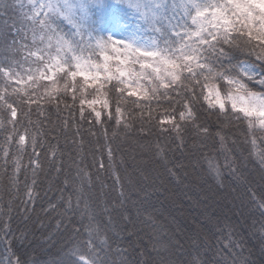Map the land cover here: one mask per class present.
Listing matches in <instances>:
<instances>
[{"label":"snow or ice","instance_id":"1","mask_svg":"<svg viewBox=\"0 0 264 264\" xmlns=\"http://www.w3.org/2000/svg\"><path fill=\"white\" fill-rule=\"evenodd\" d=\"M91 6L92 0H14L0 11V191L18 199L22 188L26 199L20 203L27 211L34 203L37 175L46 164L62 178L60 203L73 213L72 235L52 264H234L232 249L243 248L242 241L233 238L238 233L230 216L219 213L208 218L211 242L204 238V228L176 231V236L183 232L184 239H173L174 229L169 230L148 210L147 195L142 201L131 200L132 182L126 169L119 170L124 160L114 157L118 149L108 142L107 131L103 133L106 142L93 149L92 162L85 165L82 128L74 125L95 122L103 128L111 121L127 132L133 114L126 119L121 102L125 93L136 96L139 89L144 103L133 99L130 105L139 110L136 118L151 121V105L162 107L164 120L155 126L160 133L172 135L179 148L184 146L185 133L194 132L202 140L218 138L227 153L223 166L227 177L255 202L260 219L252 227L264 243V200L252 191L253 187L264 189V148L257 145V140L264 145V135L257 134H264V0H186L183 5L159 0L155 6L147 5L152 8L149 17L156 37L150 47L101 34L90 19ZM178 8H183L182 14ZM78 78L83 82L78 83ZM44 80L49 84H41ZM89 81L95 82L91 91ZM27 82H31L30 90L20 86ZM69 98L70 104L64 102ZM46 109L58 117L63 144L53 143L49 136L56 129L49 127L52 122ZM65 109L67 118L60 117ZM213 109L218 118L226 115L245 125L243 144L249 158L255 157L254 168L244 163L243 153L239 163L231 156L236 141H231L233 149L224 148L225 137L210 130ZM33 112L38 120L30 119ZM139 131L144 132L143 123ZM151 135V131L145 134L146 138ZM145 147L162 161L169 151L158 141ZM65 149L71 167L65 164ZM166 171L181 182L172 168ZM209 172L219 187H225V173L214 158L209 160ZM105 173L107 184L101 180ZM0 231L21 243L26 239L24 233L15 237L7 222ZM133 235L146 236L149 246L126 243L125 237ZM220 237L229 243L223 244ZM20 260L17 257L14 264ZM7 264H13L11 257ZM33 264L39 260L33 259Z\"/></svg>","mask_w":264,"mask_h":264},{"label":"trees","instance_id":"2","mask_svg":"<svg viewBox=\"0 0 264 264\" xmlns=\"http://www.w3.org/2000/svg\"><path fill=\"white\" fill-rule=\"evenodd\" d=\"M26 2V0H25ZM177 4L179 3L176 0ZM14 0H0V11L4 10L6 5H11ZM182 5V4H181ZM119 16L124 18V7L119 5L115 10ZM178 14L183 13V8L177 9ZM11 14V13H10ZM118 16V17H119ZM120 18V17H119ZM145 27V26H144ZM96 28V27H95ZM143 28V26H142ZM103 35H112V27L96 28ZM154 28L144 36L148 37L153 43L156 42V37L153 35ZM255 35V33H254ZM27 67V65H25ZM103 79V76L101 77ZM63 85V81H58ZM82 78H78V83H82ZM95 82L89 81V90ZM144 83V82H142ZM41 84L47 85L48 81H41ZM26 86L30 90L31 82H27ZM149 85L144 83V87ZM43 92V88L40 89ZM132 91V90H130ZM136 96H128L125 93L122 99V107L125 109V118L132 113L133 117L130 120L131 127L126 132L122 127H117L114 122L108 121L104 123L101 128L100 124L93 122V124L83 123L74 126L82 128L81 137L84 140L83 157L84 164L88 165L92 162L93 149L98 148L105 143L103 133L107 131V135L111 146L118 151L114 152V157L122 158L124 165L120 171L127 170V175L132 182V186L128 189L129 196L132 201H142L147 195L148 210L154 211L156 218L169 230L174 229L172 233L173 239L183 240V232L180 236H176V231L192 232L194 229L204 228V238L212 241V236L208 235L206 221L213 214L226 213L231 217L235 225L234 239L242 241L240 248H233L235 253L230 259L234 264H242L244 260H250L255 264H262L264 262V243L261 242L260 235L252 227L255 221H259L260 216L257 211H254L255 202H250V194L243 187L230 181L227 177L224 166V155L218 138L216 140H202L198 138L194 132L183 134L185 141L183 148H179L173 139V136L168 133H160L155 126L160 120H164L161 115L163 108H158L155 104L151 105L152 120H141L136 118L139 116V110L130 107L133 99H138L141 104L144 103V93L139 92ZM67 103H71L69 98ZM62 102V103H64ZM99 107V105H97ZM208 107L205 102V108ZM46 114L50 116V128H55V131H50L49 136L52 142L59 140L63 144V135L61 129L58 127V117L52 110L46 109ZM149 110L145 109L144 116L147 117ZM19 116V110H18ZM68 110L65 109L60 113V117L67 118ZM31 120H38L39 117L35 112L30 117ZM91 119V118H89ZM209 120L214 122L210 127L211 131H220L221 135L225 137L224 148L233 149L231 141H236L235 150L231 151V156L240 162L239 153H243L245 157L244 163L248 168H254L255 157L249 158L248 151L245 150L243 138L245 133V125L238 120H233L226 115L220 118L215 114V110H211ZM141 123L144 124V132L139 131ZM199 123V121H198ZM166 128L170 127L165 123ZM222 129V130H221ZM151 131V137L145 136ZM113 132H116L113 138ZM94 133L95 135H92ZM258 135H264L257 133ZM159 142L162 147H166L169 151L162 161L156 156L151 148H146L145 145L149 142L155 144ZM258 148H264L257 140ZM66 155L64 157L65 164L71 167V160L68 159L67 149L64 150ZM99 156V153H96ZM214 158L215 163L221 166V171L225 173V187L221 188L217 185L215 177L209 172V160ZM251 160L252 162H249ZM172 168L181 182L172 179L166 169ZM67 170V169H66ZM92 172L93 169L89 168ZM184 173L187 177L184 178ZM106 173L102 174L101 180L106 184ZM2 179V177H0ZM31 179V173H29ZM38 187L35 188L34 203L28 205L25 211L24 205L20 203L21 199H26L23 196V189L19 192V198L10 197L5 192L0 191V225L7 222L15 234V237H20L21 233L25 234L26 239L23 243L20 239H14L13 236L0 231V264H7L9 257L13 260V264L17 257H21L20 264H33V259L39 260V264H52V258L58 254V249L66 243L71 233V218L73 213L65 211L61 205V191L63 185L61 177H58L46 164L44 171L37 175ZM162 182V183H161ZM23 184V177H21V185ZM2 187V185H0ZM155 189H160L156 191ZM97 191L99 188L97 186ZM252 191L259 200H264V189L253 187ZM114 197V193H110ZM239 197V199L235 198ZM243 202V207L241 203ZM10 205V206H9ZM132 207L131 204L128 205ZM53 208L56 210L53 211ZM143 211V208L141 209ZM8 215H4V213ZM79 227V225H75ZM256 228H259V223H256ZM51 237V240H49ZM223 244L227 245L229 242L225 237H220ZM47 241V243H45ZM126 243H131L133 246L148 247V239L145 236L143 239L133 235L125 237ZM187 247V244H186ZM214 247H221L220 244L214 243ZM15 253V256H12ZM136 253L133 252V256Z\"/></svg>","mask_w":264,"mask_h":264},{"label":"rangeland","instance_id":"3","mask_svg":"<svg viewBox=\"0 0 264 264\" xmlns=\"http://www.w3.org/2000/svg\"><path fill=\"white\" fill-rule=\"evenodd\" d=\"M178 2L183 5L186 0ZM158 3L159 0H92L89 16L96 28L111 26L112 36L138 47H150L154 43L144 35L154 28V21L149 17L152 8L147 5L155 6ZM119 5L124 7V18L115 11Z\"/></svg>","mask_w":264,"mask_h":264}]
</instances>
